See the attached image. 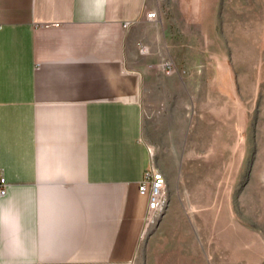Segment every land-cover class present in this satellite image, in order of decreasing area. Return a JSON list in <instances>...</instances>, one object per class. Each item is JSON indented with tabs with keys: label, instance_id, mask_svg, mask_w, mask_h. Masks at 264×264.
Segmentation results:
<instances>
[{
	"label": "crops",
	"instance_id": "crops-1",
	"mask_svg": "<svg viewBox=\"0 0 264 264\" xmlns=\"http://www.w3.org/2000/svg\"><path fill=\"white\" fill-rule=\"evenodd\" d=\"M164 1L194 25L219 2L0 0V264H137L139 181L157 165L143 139L154 55L141 45ZM172 224L152 227L147 264L196 259Z\"/></svg>",
	"mask_w": 264,
	"mask_h": 264
},
{
	"label": "rangeland",
	"instance_id": "rangeland-1",
	"mask_svg": "<svg viewBox=\"0 0 264 264\" xmlns=\"http://www.w3.org/2000/svg\"><path fill=\"white\" fill-rule=\"evenodd\" d=\"M218 1L195 25L176 19L181 3L155 12L143 139L168 204L137 264L157 223H174L171 240L197 256L188 264H264V0Z\"/></svg>",
	"mask_w": 264,
	"mask_h": 264
},
{
	"label": "built area",
	"instance_id": "built-area-1",
	"mask_svg": "<svg viewBox=\"0 0 264 264\" xmlns=\"http://www.w3.org/2000/svg\"><path fill=\"white\" fill-rule=\"evenodd\" d=\"M149 17L155 16V11L151 10L147 13ZM126 22L125 25H128ZM141 51L147 52L148 47L141 45ZM6 181L0 170V195L6 193ZM139 191L141 194L148 195V208H147V225L154 222L159 215H161L168 204V191H167V177L165 173L151 166L145 170L143 178L139 181Z\"/></svg>",
	"mask_w": 264,
	"mask_h": 264
}]
</instances>
